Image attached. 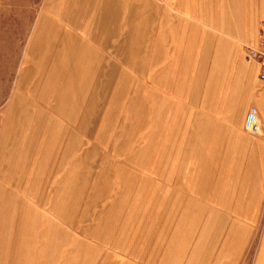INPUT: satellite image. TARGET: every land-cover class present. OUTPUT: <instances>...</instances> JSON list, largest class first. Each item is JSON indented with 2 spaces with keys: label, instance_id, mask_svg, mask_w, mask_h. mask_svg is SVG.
Masks as SVG:
<instances>
[{
  "label": "rangeland",
  "instance_id": "rangeland-1",
  "mask_svg": "<svg viewBox=\"0 0 264 264\" xmlns=\"http://www.w3.org/2000/svg\"><path fill=\"white\" fill-rule=\"evenodd\" d=\"M117 1L121 13L135 8L136 17L129 22V33L123 30V17L116 26L110 18L103 20V7H111L113 0H0V192L7 183L6 174L17 177L12 190L20 195L12 202L16 207L23 198L31 206L24 212L26 223L20 226L1 222L0 214V264L11 260L16 264H178V252L185 255L184 263L199 261L188 256L198 244L201 224L197 233L196 226L191 227L190 223L202 212L192 210L190 196L180 178L160 177L163 167L168 170V161L174 159L173 153L167 154L173 148L165 153L163 167L159 162L152 165L157 175L146 173L151 157L155 160L158 154L161 131L157 127L161 126L145 121V77L148 74L149 86L151 76L159 86L167 84L177 74L179 65L185 64V76L190 78L192 74L195 81L194 94L201 95L192 100L205 107L202 95L209 84L204 71L200 73L205 70L202 57L195 66L178 56L175 9L167 3L156 2L148 10L143 8L145 0ZM102 38L105 50L99 45ZM242 47L247 53L246 48L251 46ZM112 59L120 70L116 72L121 79L116 88V96L121 95L118 102L112 99ZM32 64L40 65L42 82L56 87L51 92V106L59 104L50 109L48 99H31L23 103L26 105L22 106V114L15 112L11 117L12 104L18 96L27 94L21 90L22 74ZM105 77L109 80L102 83ZM135 84L142 86L135 90ZM89 89L105 91L100 105L105 122L90 124L88 136H78L84 142H77L76 138L67 158L60 159L61 154L52 150L48 155L40 153L42 143L38 142L22 161L16 155L8 160L10 149L7 150L4 133L10 117L12 122L32 121L43 126L51 118L48 114L56 112L45 125L42 139L48 134L59 139L61 134L63 145L64 133L69 130L66 125L62 127L65 122L62 119L59 123L57 114L64 117L66 104L82 108ZM257 90H264L261 81ZM131 98L133 103L129 104ZM74 100L76 103L71 104ZM148 103L149 100L150 107ZM184 105L191 104L185 101ZM30 108L36 113L31 115ZM190 109L188 106L186 111ZM205 116L209 117L202 114ZM191 117L186 113L184 122ZM155 131L158 136L154 134L150 145L151 132ZM8 137L10 141L13 138L11 133ZM86 141L89 144L85 146ZM83 150L87 154L79 159ZM129 155L134 157V164L126 161ZM181 159L186 168L192 165L189 154ZM197 184L200 186L199 180ZM207 261L205 258L199 264Z\"/></svg>",
  "mask_w": 264,
  "mask_h": 264
},
{
  "label": "crops",
  "instance_id": "crops-1",
  "mask_svg": "<svg viewBox=\"0 0 264 264\" xmlns=\"http://www.w3.org/2000/svg\"><path fill=\"white\" fill-rule=\"evenodd\" d=\"M159 1L175 9L177 23L175 50L178 56L183 58L182 61H188L189 64L193 62L196 66V61L203 58V55L206 56L204 60L201 58L204 65L202 68L205 70H201L200 73L204 71L207 75L205 80L209 86L202 95L205 103L201 101L202 104L207 103V106L202 107L193 101L200 99L201 95L200 92L194 94L195 81L192 74L190 78L185 76L183 68L185 64L179 65L180 69L173 80L170 78L167 84L162 83L160 86L154 83L152 76L149 86L147 84L149 76L146 75L145 121L150 120L151 125L155 121L157 126H161L157 127L161 131L156 151L158 154L155 160L151 157V165L146 167V173L152 177L154 173L157 175L158 172L153 173L152 165L159 162L163 167L165 153L169 148H173L174 151L167 154L172 156L173 153L174 159L168 161V170L165 171L163 167L160 177L180 178V184L184 185L183 188L190 196L188 201L192 202V210L202 212L200 216H194L195 219L190 223L191 227L196 226L195 230L198 224H201L198 244L188 256L193 260L199 259L193 261V264H199L205 258L208 259V264H264V90H257L261 75L260 64L242 47L243 44L259 46V35L264 32V0H145L143 8L150 10ZM110 6L103 7V20L110 18L116 26L117 20L123 17L122 19L126 20L123 30L129 33V22L136 17L133 16L135 8H129L121 13L122 8L117 0H113ZM84 45L90 46L89 43ZM99 45L106 49L105 38H102ZM111 61L114 62L112 66L115 69L111 74L112 82L115 83L112 99L118 102L121 95L116 96V88L120 87L121 79L116 72L120 70L117 62L113 59ZM103 63L101 66H104ZM32 65H28L22 74L21 90H25L27 94L18 96L14 103H22L20 107H13L12 104L11 117L15 112L22 114L24 112L22 106L26 105L23 103L30 102L31 99H48L50 109L59 104L54 101L56 104L51 106V98L54 95L51 92L56 87L42 82L40 79L42 76L39 74L40 65L36 67ZM106 79L105 77L102 83L109 80ZM141 86L135 84L134 88L138 90ZM204 87L203 85V89ZM101 91L89 89L86 91L85 103L81 104L82 108L68 107L66 104L64 117L60 113L57 114L59 123L62 119L65 122L62 127L66 125V129L69 130L64 133L63 145L61 134L58 135L59 139L51 134L42 139L45 125L50 122L55 111L48 114L51 118L43 126L32 121L12 122L10 117L4 133L7 150L10 149L7 154L8 160L16 155L17 159L22 161L25 155L31 153L32 146H37L38 142L42 143L40 153L48 155V151L52 150L56 155L61 154L60 159L65 156L67 158L73 143H76V138L77 142H84L78 136H88L90 124H97L99 120L101 125L105 122L104 114L100 113L105 91L103 93ZM148 100L151 103H148L150 107H147ZM132 101L131 98L129 104H132ZM157 101L160 102V107ZM185 101L191 104L188 105L191 108L188 112L186 111L188 106L184 105ZM78 102L81 103L79 99ZM75 103L74 100L71 104ZM29 113L33 115L36 111L30 108ZM186 113L193 117L185 123ZM202 114H208L209 117H202ZM34 130L39 132L34 133ZM10 133L13 136L11 141L8 137ZM154 134L158 136V132H151L150 145ZM88 144L86 141L85 146ZM83 152L84 150L78 155L79 159L87 154ZM186 153L192 160L190 161L192 165H188L187 168L181 159ZM126 161L134 164V157L129 155ZM8 175L6 174L4 178L5 182L7 181L6 186H3L0 192L3 194L0 200L1 222L10 226L19 223L20 226L26 223L24 212L31 206L23 198L20 205L17 203L16 207L14 206L12 200L15 201L17 195H20L12 190L15 188L13 181L17 182V177L10 178ZM150 190L152 193V188ZM176 256L178 264H189L187 260L184 263L185 255L182 253L178 252ZM16 262L11 260L6 263Z\"/></svg>",
  "mask_w": 264,
  "mask_h": 264
},
{
  "label": "built area",
  "instance_id": "built-area-1",
  "mask_svg": "<svg viewBox=\"0 0 264 264\" xmlns=\"http://www.w3.org/2000/svg\"><path fill=\"white\" fill-rule=\"evenodd\" d=\"M247 54L261 66L260 81L264 84V32L259 38L258 47H247Z\"/></svg>",
  "mask_w": 264,
  "mask_h": 264
}]
</instances>
